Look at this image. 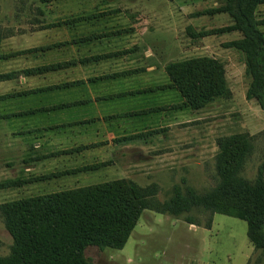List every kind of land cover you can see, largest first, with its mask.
Here are the masks:
<instances>
[{
    "label": "rangeland",
    "instance_id": "rangeland-1",
    "mask_svg": "<svg viewBox=\"0 0 264 264\" xmlns=\"http://www.w3.org/2000/svg\"><path fill=\"white\" fill-rule=\"evenodd\" d=\"M220 6L216 0H0V36L9 49L11 41L36 36L41 26L71 14L108 11L101 19L109 25L119 22L133 27H126L124 37L130 48L144 49L142 65L146 67L155 63L163 71L172 61L199 56H213L224 63L232 92L229 99L198 111L178 109L177 124L164 128L160 142L154 141L144 157L127 159V179L164 201L175 186H191L204 193L219 183L217 158L227 137L244 134L252 145L240 177L253 182L264 162V106L247 97L252 78L245 56L228 46L240 34H206L232 23L227 14L205 13ZM260 12L262 18L264 5ZM141 52L136 53L139 58ZM5 92L0 84V94ZM4 139L0 141V205L39 193L31 186L13 185L10 178L18 175L23 164L17 149H9ZM191 215L194 224L147 209L123 249L91 246L86 254L94 264H264V255L256 252L248 238L245 220L203 210ZM211 217V226L206 227ZM12 244L0 213V255L9 254Z\"/></svg>",
    "mask_w": 264,
    "mask_h": 264
},
{
    "label": "crops",
    "instance_id": "crops-1",
    "mask_svg": "<svg viewBox=\"0 0 264 264\" xmlns=\"http://www.w3.org/2000/svg\"><path fill=\"white\" fill-rule=\"evenodd\" d=\"M66 18L9 49L0 36V141L23 164L10 179L36 195L127 178V159L160 142L178 109L192 111L176 107L166 69L142 65L146 52L128 46L132 26Z\"/></svg>",
    "mask_w": 264,
    "mask_h": 264
},
{
    "label": "trees",
    "instance_id": "trees-1",
    "mask_svg": "<svg viewBox=\"0 0 264 264\" xmlns=\"http://www.w3.org/2000/svg\"><path fill=\"white\" fill-rule=\"evenodd\" d=\"M52 1L58 0H43ZM216 1L221 6L205 13L227 14L232 23L206 34H240L228 46L245 56L252 78L247 97L264 106V16L260 18L264 0ZM108 14L93 10L64 22L101 19ZM165 69L170 78L167 86L175 87L182 96L177 108L198 111L232 95L225 65L216 57L172 61ZM251 148L244 134L221 142L217 158L221 180L204 193L191 186H175L162 201L134 181L121 178L5 201L0 213L13 244L9 254L0 255V264H94L87 249H123L147 209L183 218L190 224L196 223L191 215L194 210L240 218L247 222L248 238L256 252L264 255V162L253 182L239 176ZM12 182L19 185L16 180ZM212 221L213 217L209 218L206 227Z\"/></svg>",
    "mask_w": 264,
    "mask_h": 264
}]
</instances>
